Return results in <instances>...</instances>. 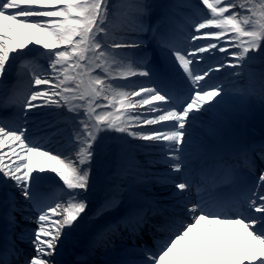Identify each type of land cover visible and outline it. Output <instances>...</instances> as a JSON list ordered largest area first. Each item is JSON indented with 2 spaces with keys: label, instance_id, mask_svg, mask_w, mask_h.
<instances>
[{
  "label": "snow or ice",
  "instance_id": "obj_1",
  "mask_svg": "<svg viewBox=\"0 0 264 264\" xmlns=\"http://www.w3.org/2000/svg\"><path fill=\"white\" fill-rule=\"evenodd\" d=\"M181 6L189 13L177 24L173 0H0V90L14 68L30 71L25 87L0 92V113L12 110L0 115V188L27 202L18 206L7 192L10 227L21 211L35 213L23 219L36 225L19 236L31 253L21 260L23 250L9 238L0 264H57L65 229L88 212L92 165L98 151L109 150L108 139L116 144L114 167L89 217L105 223L76 264H89L87 257L121 227L139 233L153 203L140 188L153 181L174 187L173 214L157 226L163 235L154 247L127 249L136 257L115 264H264V169L249 184L206 138L225 108L246 107L253 97L264 102V74L258 85L231 95L214 77L225 69H237L228 74L237 77L264 62V0ZM62 142L67 155L51 147ZM133 148L159 152L170 172L152 171V160L141 166ZM253 153L264 161V143L241 150L249 169Z\"/></svg>",
  "mask_w": 264,
  "mask_h": 264
},
{
  "label": "rangeland",
  "instance_id": "obj_2",
  "mask_svg": "<svg viewBox=\"0 0 264 264\" xmlns=\"http://www.w3.org/2000/svg\"><path fill=\"white\" fill-rule=\"evenodd\" d=\"M161 2L162 3H169L170 0H161ZM173 2H175L176 5H177L176 13H175L176 23L177 24L183 23L184 22V16L189 13V9L181 6L183 3L186 2V0H173ZM191 2L195 3V0H191ZM30 47H33V46H30ZM39 51H43V50L40 49ZM216 55L218 57H221V58L223 57V54H220V53H217ZM247 68H251V70L246 71ZM234 71H237V69H225L219 74V77H222L221 80H223L224 83L228 82L232 78L228 74L231 73V72H234ZM240 71L242 72V74H248L247 78L250 80L249 87H248V89H249L251 86H253V84H255V85L259 84L261 75L264 74V62H260L259 60L255 61V62H252L247 67L241 69ZM29 77H30V75H29ZM28 78H27V74L26 75H22L21 67L18 70L16 68H14L13 69V75L9 78L10 86L3 88L2 90H0V92L5 90V89L7 90L8 88H11V86H14V85H15V87L23 88V87L26 86ZM20 80L23 81L24 83L20 84ZM17 81L19 82L18 84H17ZM14 90L15 89L13 87L12 91H14ZM231 94H235V92H230V95ZM4 96H8L6 94V91L4 93ZM238 109L239 108L233 109V110H229V109L225 108L223 116L221 118H219L217 121L213 122L214 123V129H215L214 132L210 133V134H207L206 138H209L211 136H214L217 139L222 138V136L224 135V131H226L228 126H229L228 123H230L232 121L236 122L235 118L239 119ZM243 109L245 111V115H243L239 119L240 122L244 124L242 126H245L252 134H258V133H256V131H254L253 128H251L249 126V124L251 123V121L254 119V117L256 115H258L261 112H264V102H262L259 99L253 97V98H251V100L248 103V105L246 107H244ZM38 111H45V110H38ZM56 111H63L65 114L71 115V114L67 113L66 109L56 110ZM41 119H44V118L43 117H37V122H39V120H41ZM51 119H54V117H51ZM207 126L208 125L206 124L204 129H201V130L202 131H206ZM103 135H107V136L111 137V136H115L117 134H115V133H107V134H103ZM129 142H132L134 145H141V144L145 143V142L139 141V140H131L130 138H129ZM103 144L107 145L109 150L108 151H104V150L98 151V154H97L96 158L94 159V162H93V165H92L93 171H92V177H91V182H90V191H89L90 198L97 197V196H95L93 194L95 188H96V190L99 193L101 192V189L103 191V188H104V186L106 184V175H107V173H110L113 170L112 165H114V158H113L112 152L116 148V144L110 139L104 140ZM135 152L137 153V154H135V155H137L136 157L144 158L143 162H145V166H147V162L149 160L153 161V158H155V156L157 158L161 159V154L159 152H152V153H149L147 155L145 154L144 150H142V149H135ZM153 163H154V161H153ZM99 166H100V168H99ZM162 168H164V167H162ZM161 175H163V174H161ZM173 176H175V175L173 174ZM48 177L51 178V180H55L54 176L50 175ZM46 182L49 183L50 181H46ZM170 185L171 184H159V183H156L155 181H153L150 184V186H148V188L149 187H153V186L158 187L157 191H159V190H160V192L162 191V194H165L163 196L165 198V196L172 190V189L169 190V188L172 187V186L170 187ZM0 192H1V190H0ZM55 197H56V194H55ZM16 200H17L18 206L26 205L25 204L26 201H24L23 197L20 196L19 193L16 196ZM95 207H96V205L94 204V200L92 199L91 202H89V209L88 210L89 211H91V210L93 211ZM0 212H1L2 215L5 214L4 215L5 218L7 217L8 211L5 213L4 211H2L0 209ZM14 214L16 215L17 219L19 220L20 217L23 215V211L16 212ZM4 217H2V219L0 218L1 222H4V220H3ZM89 221H93V220H90L89 217L87 218L86 216L83 215L81 221L80 222L78 221V223H77L78 227L80 228V230L81 229H87L90 226L89 225V223H90ZM29 224H32L31 226L32 227L34 226V228L36 227V225L34 223H29ZM18 225H20V227L19 228L17 227L18 230H16L14 232L15 233L14 240H15V242H22V240L19 239L20 234L23 231H25L26 229H30V228L27 227L28 224H22L21 225V224L18 223ZM20 230H22L21 233H19ZM76 231H77V228H76ZM88 232H89V230L87 229L84 234H87ZM149 242H151V240H149ZM63 243H65V242H63ZM18 247H20V249L23 250V255L24 256L30 254L31 251H32L31 247L21 246V243H20V245L18 244ZM23 255H22V258L24 257Z\"/></svg>",
  "mask_w": 264,
  "mask_h": 264
},
{
  "label": "bare ground",
  "instance_id": "obj_3",
  "mask_svg": "<svg viewBox=\"0 0 264 264\" xmlns=\"http://www.w3.org/2000/svg\"><path fill=\"white\" fill-rule=\"evenodd\" d=\"M204 55L207 56V54H204ZM211 62H214V61H211ZM248 70H251V68H247L246 71H248ZM29 72H30L29 69H27L25 67H21L22 75H26L27 74V78L30 75ZM220 73H214V77H218L219 80L224 83V81L221 80L222 77H219ZM247 76H248V74H242V75L237 76V77H232L228 82H225L224 85H225L226 88H229L230 90H232L231 92L237 93L241 88H243L245 91H247V89L249 87V82H250V80L247 78ZM23 83L24 82L20 80V84H23ZM9 86H10V84L8 83L7 87H9ZM13 87L14 86H11V88H8L7 90L5 89V90L1 91L2 94L4 95V93L6 91V94L8 92V94L10 95L13 92L12 91ZM243 108H239L238 109L239 119L243 115H245V111H244ZM239 119L235 118L236 122L232 121V122L228 123L229 126H228L227 130L224 132L225 134L222 136V138L220 140L211 139L210 141H208V143L210 145H212L213 147H215V148L220 150L221 154L224 156V158L226 160H228L232 164H235L237 166L238 170L239 169H247L248 168V167L245 166L244 159L242 158V156H240L241 150L244 149L245 147H249V146H253V145H257L258 146V145L264 143L263 139L257 138L258 137L257 134L256 135L252 134L245 126H242L244 124L241 123ZM232 141H234L235 143H232ZM133 153H135V152L133 151ZM256 158L258 159V162L256 163L257 165L255 164V168H254L256 171L254 169H249V172H251V173L253 172V173H255L258 176L260 170L264 169V161H261L257 156H256ZM243 173H245V172H243ZM110 174L111 173H109V175ZM43 175L45 177H48L50 175L54 176V174H52L50 172H45ZM242 175L244 177H246V175H244V174H242ZM197 179H198V177H197ZM254 182H255V179H253L252 183H254ZM171 186L172 185H170V187ZM169 189H173V190H172V192L170 194L171 196L170 197L167 196L168 198H166V200L167 199L168 200H173L172 193L175 191V189H174L173 186L171 188H169ZM0 190H1V192H0V209L2 211H4V212H7L8 211V206H7V204L3 203V201L8 199L7 192L11 191L16 196L18 195V192H16L14 189H6V188H0ZM140 190L143 191L147 197H149V200H150V197H152V193H153L154 200H151V202L158 201L161 198V196L163 195L162 192L156 193V191L158 190V187H156V186L149 187V188L148 187L145 188V187L141 186ZM45 191L48 192V189L46 188ZM57 193L59 194V192H57ZM126 206H127V199H125V204L122 206V208L126 207ZM120 212H121V210L117 211L118 214L116 216H114L113 220H115L120 215ZM1 217H3V215L0 212V218ZM81 219L79 220V222L81 221ZM16 220H17V217H16ZM104 220H105V218L101 217V218H99L98 222L89 223L90 226L87 229L89 231H93V230L96 231V229L102 224V222ZM18 222H19V220H17V226L10 227L7 219L4 220V223H2L0 221V247L2 245L1 241L2 242H5V241L8 242L9 241L8 239H5V241L3 240V238H4V236L6 234H9L10 232L14 231V229H15V231H16V229L18 230V228H19ZM77 223H78V221L76 222V224ZM75 226L76 225H74V227ZM74 227L71 229L72 231L74 230ZM68 230L69 229H65V232L68 233ZM156 232H159V231H157V228H149V229L145 230L146 236H147L148 233L154 234ZM140 234H141V236L143 238L145 237V235L142 232H140ZM109 236H112V238L114 237L111 234ZM63 239L64 238H62V240ZM74 240H76L75 242L77 244H79V243H81L84 240V238H81L80 235L75 236V234H73L71 236V242L74 241ZM21 244L25 245L26 242H22ZM73 245L76 248V245L75 244H73ZM63 252H64V256L60 260L65 261V263H69L70 262V257L73 255V253H69L68 254V242H67L66 245L63 246ZM61 253H62V251L59 249L57 257H60ZM92 258H96V256L93 255ZM56 261H57V264H60L59 259L56 260Z\"/></svg>",
  "mask_w": 264,
  "mask_h": 264
},
{
  "label": "water",
  "instance_id": "obj_4",
  "mask_svg": "<svg viewBox=\"0 0 264 264\" xmlns=\"http://www.w3.org/2000/svg\"><path fill=\"white\" fill-rule=\"evenodd\" d=\"M254 125H259L260 131L264 132V114L258 115L254 120Z\"/></svg>",
  "mask_w": 264,
  "mask_h": 264
}]
</instances>
